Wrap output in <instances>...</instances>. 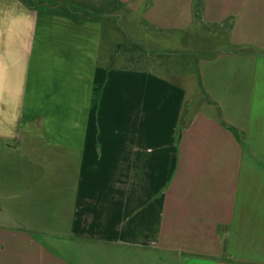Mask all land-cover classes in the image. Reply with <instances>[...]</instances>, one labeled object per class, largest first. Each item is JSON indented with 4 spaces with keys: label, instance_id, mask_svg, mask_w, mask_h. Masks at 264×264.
<instances>
[{
    "label": "crops",
    "instance_id": "obj_1",
    "mask_svg": "<svg viewBox=\"0 0 264 264\" xmlns=\"http://www.w3.org/2000/svg\"><path fill=\"white\" fill-rule=\"evenodd\" d=\"M120 1L158 51L224 45L100 78L101 19L2 0L0 264H264V0Z\"/></svg>",
    "mask_w": 264,
    "mask_h": 264
},
{
    "label": "rangeland",
    "instance_id": "obj_2",
    "mask_svg": "<svg viewBox=\"0 0 264 264\" xmlns=\"http://www.w3.org/2000/svg\"><path fill=\"white\" fill-rule=\"evenodd\" d=\"M1 1L2 0H0V2ZM52 1L60 2V3L62 2L74 3L75 1L73 7L83 2V0H48V2H52ZM93 1L97 2L98 0L96 1L93 0ZM102 1H104L103 2L104 5V3H106L107 0H102ZM107 3H106V7L104 6V9H102L101 11H97L98 15H100L99 17L104 26V34L101 40L100 57H99V62L102 64V66H99L98 71L96 73L97 76L100 78L101 77L103 78V75L106 74L105 71L101 69L107 70L111 68H123V65L125 64V59L130 55L131 51H138L140 49L142 52H146L148 56L150 54H156L155 51H158L157 47L149 43L151 39L147 37V35L149 36L151 35L149 33L146 34L147 30H145V32H141L144 29L143 30L140 29L141 23L139 22V20L137 21V18L128 15L126 12H124L122 8L118 10L109 9L107 8L108 6ZM63 6L59 5L57 6L58 8L56 7V9L59 10L63 8ZM192 35L195 37V42H194V44H196L195 48L184 47L183 45L169 46L171 43L169 42L165 43L166 49L163 52L171 53L172 59L174 58L172 65H170L172 73L173 72L179 73L181 71L188 72V68H190V66L192 67V65L194 64L193 61L197 56L199 57L201 55L207 54L206 53L207 50H209L208 52H210V49L205 50V49H201L198 46H204V48H211V50L215 52V51H220L221 47L224 45V43H222L221 41V38H219L217 44L214 43L215 40H210L211 44L208 45V43H205L208 41V39L203 38V31L201 30L192 32ZM188 37L189 34L187 35V38ZM166 39L168 40V38ZM134 45H140V46H134ZM175 57H179L180 59L176 60ZM146 64L150 67H154V65H158L157 62L151 63L148 62L147 60H143L140 65L148 67ZM104 65L110 67H106ZM139 70L167 72V71H163L165 69H161L159 66L158 69H139ZM115 104L121 110V107H123L124 103H121L120 104L121 106L117 102ZM103 126L105 127L106 131L107 130L109 131V135L106 134L101 135V137H99L101 140H103L104 138L112 139L113 137H115L114 134L112 135L110 134V128H108L106 124ZM117 138L122 139L123 136L121 138V136L118 135ZM115 168L117 167H111L103 164L98 165V167H96V165L90 164L85 167V170L86 172H90V173L96 171H99L101 173H113Z\"/></svg>",
    "mask_w": 264,
    "mask_h": 264
},
{
    "label": "trees",
    "instance_id": "obj_3",
    "mask_svg": "<svg viewBox=\"0 0 264 264\" xmlns=\"http://www.w3.org/2000/svg\"><path fill=\"white\" fill-rule=\"evenodd\" d=\"M96 1V0H95ZM21 2L29 8H36V9H51L52 7H57L59 5H64L63 8L59 9L60 13L69 15V16H77V17H96V19H100V15H98L97 11H101L104 9V6L106 7V3L108 4L107 8L118 10L122 8L124 10V4L120 0H107L106 3H104L102 0H98L97 2H94L93 0H83L82 3L75 5L73 7V2H48V0H21ZM84 5V6H83ZM58 8V7H57ZM204 8H205V0H194L193 3V13L196 21L203 22V15H204ZM125 12V11H124ZM235 23V20L233 17H230L223 21L222 23L215 24L216 26L220 27L221 29H227L233 27ZM208 29V28H205ZM204 40V39H203ZM134 46H140V45H134ZM141 48V47H140ZM139 49L138 51H131L130 55L125 59V64L123 65V68H134V69H158V66L161 69H165L167 72H172L170 65L173 63L172 54L163 52V51H155L156 54H150L149 56L146 54V52H142ZM205 55V54H204ZM168 58V59H166ZM176 60H179V57H175ZM143 60H147L148 62H157L158 65H154V67H146L140 65ZM155 61V62H154ZM101 64V63H100ZM169 65V66H167ZM106 67H110L105 65ZM238 140L244 144H246V141L244 140L242 135L237 134Z\"/></svg>",
    "mask_w": 264,
    "mask_h": 264
}]
</instances>
